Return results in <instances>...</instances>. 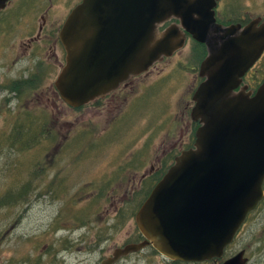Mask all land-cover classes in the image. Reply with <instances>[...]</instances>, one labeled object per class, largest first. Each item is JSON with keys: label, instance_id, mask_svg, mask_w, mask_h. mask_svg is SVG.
Here are the masks:
<instances>
[{"label": "water", "instance_id": "1", "mask_svg": "<svg viewBox=\"0 0 264 264\" xmlns=\"http://www.w3.org/2000/svg\"><path fill=\"white\" fill-rule=\"evenodd\" d=\"M217 1L82 0L59 32L65 64L54 87L72 108L171 57L185 34L205 46L190 113L199 124L194 145L175 158L135 217L147 243L185 261L219 255L263 194L264 80L254 95L241 83L264 52V19L219 24ZM171 19L178 23L160 31Z\"/></svg>", "mask_w": 264, "mask_h": 264}, {"label": "rangeland", "instance_id": "2", "mask_svg": "<svg viewBox=\"0 0 264 264\" xmlns=\"http://www.w3.org/2000/svg\"><path fill=\"white\" fill-rule=\"evenodd\" d=\"M66 1L77 4L79 0H53L59 6ZM219 2L218 20L226 24L264 15V0ZM193 44L189 39L182 50L144 75L143 79L151 81L162 67L167 73L154 78L136 106L120 108V112L97 110L95 104L71 109L51 90L39 99H19L2 86L19 78L15 76L21 66L0 52V264L55 262L59 256L66 257V247L88 234L86 226L91 234L114 235L108 228L115 219L107 200L111 185L104 186L106 177L102 176L112 172H138L140 176L151 165L157 168L156 155L165 144L179 141L178 129L185 128L189 117L173 112L175 95L191 86L194 75L198 79L203 56L201 48H193ZM20 59L21 65L32 67ZM252 73L257 82L262 81L264 57ZM37 85L38 92L51 87L47 80ZM121 102L119 99L114 105ZM183 102L180 99L178 108ZM168 127L169 132L176 129V135L162 144ZM146 153V164L137 167ZM120 199L123 217L119 220H127L131 207L122 193ZM68 237L72 241L67 245Z\"/></svg>", "mask_w": 264, "mask_h": 264}, {"label": "flooded vegetation", "instance_id": "3", "mask_svg": "<svg viewBox=\"0 0 264 264\" xmlns=\"http://www.w3.org/2000/svg\"><path fill=\"white\" fill-rule=\"evenodd\" d=\"M81 1L79 0L77 4ZM219 1L215 8V17L217 20L219 19L217 13ZM77 4L66 1L59 6L53 0H8L5 3L4 7L0 9V52L8 55L12 59L11 62L21 66V69L16 72L18 75L15 76L19 78L11 80L9 84H4L2 89L5 91L9 90L19 99H31L32 97L39 99L49 90H51L53 95L56 94L54 81L65 58L64 49L59 40V32L69 13ZM256 18L263 20L264 15L256 16L247 21L240 18H237L236 21L233 19L228 25L240 24L244 26L250 20ZM174 23H178V20L171 19L166 22L160 28V31ZM189 39L191 37L185 34L183 48L187 45ZM195 47L200 46L194 42L193 48ZM15 53H18V60ZM20 57L26 63L30 62L32 67L21 65L23 62L19 61ZM263 57L264 52L242 77L241 85H246V91L251 92V95H254L264 80L263 78L261 82H257L252 73L256 65L262 61ZM165 59L168 58H163L162 61L152 65L144 74L133 77L126 83L121 84L117 90L89 105L95 104L97 110L110 109L111 112L119 111L120 108L124 109L125 107L136 106L137 100L142 95H147L145 92L151 87L154 78L164 77L167 73H163L164 67H162L163 69H159L157 76H154L151 81L145 80L142 77L151 72L154 67L164 62ZM52 68L54 69L53 76L50 74ZM191 70L194 71L193 69ZM197 76L199 79L198 84H196L198 79L194 75L191 86L188 87L186 85L184 88L182 87V90L180 89L181 91L175 95L177 99L173 103V112L175 114L176 111L180 112L183 118L185 115H188L189 121H187V125L183 128L185 129L184 131L183 129H178L179 141L176 144H165L166 141L170 142V139L176 135V129L172 132L168 131L170 129L169 127L166 129L165 133L167 137L162 140V144H165V146L156 155L155 163L157 164V168L151 165L150 169L141 173L140 176H137L138 172L120 174L112 172L102 176L106 177L104 186L107 184L109 186L111 185L110 188L107 187L109 190L107 200L111 202L110 208L113 211V218L115 219L108 228L115 232L114 235H105L99 232L91 234L92 232L89 227L86 226L87 231L89 230L88 234L77 239L78 242L75 245L66 247V257H60L58 255L59 257L56 258L55 262L48 260L45 264H228L229 262H231L230 264H264V180L262 183V198L246 214V217L234 233L231 241L222 249L219 255L196 261H185L167 257L154 249L151 244L147 243L148 241L137 227L136 214L150 195L156 183L164 176L175 158L194 145L195 131L198 123L191 120L190 117L191 109L194 105L192 98L196 88L203 80L199 77L198 72ZM42 80H47L48 83H51V87H48L46 91L38 92L39 86H36V84L42 83ZM49 98L50 95L47 96V99ZM119 99H122L121 105H114V102ZM180 99L185 102H183V107L178 108ZM173 124L174 119L171 125ZM152 136L150 134V138H148L149 144ZM169 136L171 137L169 138ZM65 138V142H69L67 141V136ZM147 153L145 154V158L136 164L137 167L146 164L148 159ZM149 156H152V146L150 147ZM134 162L136 163V157ZM121 193L124 195L126 204L131 207L132 213L127 216V220H119L120 217H123L120 208ZM126 225H128V229L123 232ZM68 238L70 241L67 242V245L71 244L70 242L72 241V237ZM140 244H144L140 249L132 250L131 248V250L125 251L126 248Z\"/></svg>", "mask_w": 264, "mask_h": 264}, {"label": "trees", "instance_id": "4", "mask_svg": "<svg viewBox=\"0 0 264 264\" xmlns=\"http://www.w3.org/2000/svg\"><path fill=\"white\" fill-rule=\"evenodd\" d=\"M197 44V43H196ZM199 46H200V48H201V50H202V52H203V56L201 57V59L204 57V55H205V48H204V46L203 45H200V44H198ZM201 53V52H200ZM18 136V135H17ZM16 136V137H17Z\"/></svg>", "mask_w": 264, "mask_h": 264}]
</instances>
